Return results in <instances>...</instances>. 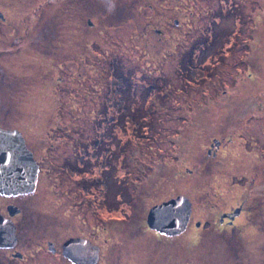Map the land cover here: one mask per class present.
<instances>
[{
  "label": "rangeland",
  "instance_id": "rangeland-1",
  "mask_svg": "<svg viewBox=\"0 0 264 264\" xmlns=\"http://www.w3.org/2000/svg\"><path fill=\"white\" fill-rule=\"evenodd\" d=\"M1 1L8 22L0 21V40L17 35L14 26L22 34L38 4L41 25L48 21L41 34L55 29L54 39L39 48L24 46L0 57V79L5 77L0 99L9 110L4 124L24 133L42 165L33 211L55 220L58 230L69 222L91 227L97 202L82 188L93 189V179L109 169L108 162L103 169L107 153L95 156L104 138L102 149L109 144L107 159L119 180L115 185L112 172L106 184L105 216L119 194L121 224L105 225L110 248L120 251L113 263L121 256L137 264H264V212L261 218L250 215L259 224L245 225L243 245L227 250L224 239L206 231L211 215L202 194L209 185L238 182L253 192L251 178L264 165V107L256 119L248 121L245 114L243 126L232 125L233 140L239 141L221 159L227 163L223 170L199 165L212 140L231 126L232 111L244 109L240 104L229 113L223 104L256 101L264 106V0H131L130 21L120 28L112 25V14L129 0H89V7L83 0H8L5 8ZM92 6L101 13H93ZM86 17L93 28L85 25ZM148 21L162 36L144 46L137 38ZM8 80L19 86H7ZM118 99L120 118L113 119ZM3 116L0 108V122ZM65 164L86 165L90 178L67 177L61 170ZM256 184L253 189L263 190L264 197V187ZM177 194L187 196L198 211L182 234L164 239L141 227L153 206ZM75 195L87 205V219L73 203ZM112 232L119 236L112 234V239ZM54 259L31 252L21 264H56Z\"/></svg>",
  "mask_w": 264,
  "mask_h": 264
},
{
  "label": "flooded vegetation",
  "instance_id": "flooded-vegetation-1",
  "mask_svg": "<svg viewBox=\"0 0 264 264\" xmlns=\"http://www.w3.org/2000/svg\"><path fill=\"white\" fill-rule=\"evenodd\" d=\"M38 2L39 0H34ZM81 2L82 0H77ZM96 1V0H95ZM85 5L89 7V0H83ZM134 2L132 3L129 0V4L126 2L123 6L118 5L112 14L111 21L113 22V26L116 28L122 27V24L129 22L126 14L127 9H131ZM8 5V0L1 1V6L4 8ZM93 11L95 6L90 7ZM149 10H152L151 5L147 6ZM99 15L101 10L93 11ZM41 12H40V4L33 10L28 18H26L27 25L25 31H22L20 34V30L17 26H14L17 29V35L13 36L9 41L7 40H0V57L7 56L8 53L11 54L14 50H19L21 47L29 46V47H36L39 48L43 42H48L50 39H54L55 37V29H51L50 31L44 34H41L42 26L47 23L48 21H43L41 25L40 20ZM85 25L88 28H93L94 23L90 17H86ZM0 21L1 22H8L7 18L4 17L3 13L0 11ZM24 22V21H23ZM33 24V25H32ZM174 25L176 23H173ZM178 24V21H177ZM117 25V26H116ZM176 26V25H175ZM37 28L34 30V35L29 36L28 32L31 28ZM218 29H220L217 26ZM44 33V29H43ZM51 33H53L51 35ZM141 36L137 38V40L144 42V46H148L150 44V39L153 38L154 42L156 40H161L162 31L156 29L151 21L145 22V25L140 30ZM220 37V36H219ZM219 37H215L219 39ZM142 38V40H140ZM153 42V45H155ZM8 44V45H5ZM156 47V46H153ZM40 53V51H37ZM5 77L0 79V94L1 90L4 88L5 84ZM19 81L16 83L11 82L8 80L6 83L7 86L15 85L18 87ZM113 82H116L115 78ZM11 85V86H12ZM232 102V101H231ZM225 103V102H224ZM236 103V102H235ZM240 104L244 107V109H236L232 111L234 116L231 118L229 123L231 126L226 127L224 131L219 133L220 137H216L212 140V143L206 148V154L201 157L199 161L200 164H204L206 167L214 169V172L221 171L226 166L222 163L224 160V156L230 154L232 150L236 147L234 143L239 141V139L233 140L235 136L233 131L231 130L232 125L236 127H240L242 124V117L245 114H248L247 118L248 121L250 119L255 118L257 115H260L261 109L264 107L260 105L258 102L253 101H239L236 106L231 104L230 102L227 104H223L226 107V110L230 113V109L232 107H237ZM116 109L118 110V114L113 117L116 119L117 117L120 118V109H121V101L118 99L117 103L115 104ZM256 107L259 109L257 110ZM0 108L3 109V116L2 121L0 122V129L6 131H18L26 144L27 149L31 152L34 161L38 166V177L36 182V187L34 191L27 192V193H18V194H1L0 193V264H21L25 260V255H31V252L34 254L44 252L45 254L55 258L56 264H137V260H126L122 261L121 256L113 263L111 260L115 256L116 253L120 252L119 250H114V248H110L109 239L106 238V230L105 227L106 223L108 225H116L121 224L120 212H119V194L116 193L114 196L115 205L113 209L107 212V216L104 215L105 213V206L107 205V197L110 194V187L106 186L110 182V174L113 172V181L115 185L119 186V180L116 177V169L115 166L110 167V160L107 159V155H109V144L106 143L104 146L105 148L102 149V142L104 143V138L102 142L98 144L97 150L95 151V156L98 155L100 151H104L107 153L104 158L103 162V169L106 168L105 163L108 162L109 169L108 171L102 170L101 173L96 179H93L91 183V188L88 189L87 187L83 186V190H89L92 192V197L97 202L96 210L97 214L91 216V227L88 226L86 222V228L84 227H76L72 223H68L65 230H58L56 229L57 222L52 218L49 219H42L38 216L37 211H33V207L36 204H39L38 196L35 194L38 188L39 179L41 177V162H39V158L36 156L34 150L31 149L28 142L25 140L23 136V132L18 127H10L5 122L8 121L9 110H6V105H4L3 101L0 99ZM222 111V110H220ZM258 112V113H257ZM257 118V117H256ZM255 118V119H256ZM261 121V120H259ZM244 124H242L243 126ZM7 126V127H5ZM99 127V125H97ZM107 125L105 126V128ZM105 130V129H104ZM110 137L109 134L106 135V138ZM243 147H238L237 151L241 150ZM115 155H113V160H119L120 156V147H115ZM86 154L84 153L82 157H85ZM100 157V156H99ZM222 159V160H221ZM40 164H39V163ZM79 168H75L74 164H65L61 170L65 171V175L67 177H72L73 173H76L73 177H79L81 179H89L90 175L87 176L89 171L87 170L86 165L81 164ZM195 165V168L197 166ZM247 168V165L244 167V170ZM95 167H93L94 171ZM211 169V170H212ZM189 172H193L192 170ZM213 172V173H214ZM259 172L261 174H259ZM72 177V178H73ZM254 177V179H253ZM251 178L252 184L251 189L253 192L249 193V190L244 185L240 184L239 182L236 186L224 184L221 186H210L209 189H203V197L206 200L205 205L203 206L204 209H208L210 211L211 218L209 219L210 227L206 230L211 233L216 239H224L227 242L228 248L227 250H231L233 247L242 246L240 244L244 237L245 225L250 224L257 226L259 223H255L253 216L256 218H261L264 212V197H260V192L263 190H259L256 192L254 190L255 182H257V187L263 188L264 187V165L258 169V171L253 175ZM233 182V179H232ZM79 190V189H78ZM69 192L71 194H75L74 189L70 188ZM68 192V193H69ZM234 195H230V194ZM180 196L177 194L172 198H169L165 201L170 199L176 198ZM72 199V198H71ZM162 201V202H165ZM160 202V203H162ZM192 202V201H191ZM73 203L76 205V208H79L81 213L86 218L88 217V208L85 205V202L82 200V197L76 196L74 198ZM159 203V204H160ZM134 211V207L132 212ZM193 212H198L195 207H193L192 203V214ZM259 213V214H258ZM192 214L188 223L187 228L191 224L192 221ZM110 217H114L109 219ZM135 214L133 213L132 219L129 223H133L135 219ZM254 222V223H253ZM141 227H145L148 231H151L155 234L156 237L169 239L172 236H163L158 232L150 229L147 226V220L145 222L141 221ZM195 227H199V223L195 224ZM100 226V227H99ZM99 232V233H98ZM117 232H112L109 237L112 238V234H116ZM119 236V234L117 233ZM211 235L209 237H211ZM14 236V238H13ZM113 239V238H112ZM108 243V248L110 251L108 254H105V243ZM67 245V246H66ZM245 245V244H244ZM66 246V247H65ZM111 256V259H110ZM106 258V259H105Z\"/></svg>",
  "mask_w": 264,
  "mask_h": 264
},
{
  "label": "water",
  "instance_id": "water-1",
  "mask_svg": "<svg viewBox=\"0 0 264 264\" xmlns=\"http://www.w3.org/2000/svg\"><path fill=\"white\" fill-rule=\"evenodd\" d=\"M37 177L38 166L22 135L0 129V193L32 192ZM191 212L192 203L180 195L153 206L147 215V226L164 236H178L186 230Z\"/></svg>",
  "mask_w": 264,
  "mask_h": 264
}]
</instances>
